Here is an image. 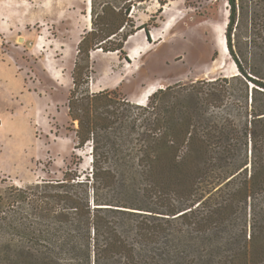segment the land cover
<instances>
[{"label":"trees","instance_id":"obj_1","mask_svg":"<svg viewBox=\"0 0 264 264\" xmlns=\"http://www.w3.org/2000/svg\"><path fill=\"white\" fill-rule=\"evenodd\" d=\"M168 1L90 0L67 101L90 171L5 189L0 264H264V0H224L235 75L156 89L144 104L88 89L91 53L128 61V40L149 39Z\"/></svg>","mask_w":264,"mask_h":264},{"label":"rangeland","instance_id":"obj_2","mask_svg":"<svg viewBox=\"0 0 264 264\" xmlns=\"http://www.w3.org/2000/svg\"><path fill=\"white\" fill-rule=\"evenodd\" d=\"M86 2L0 0V195L10 186L61 179L76 165L90 171L92 146L77 148V122L67 108L77 47L91 28ZM143 9L135 19L140 25L159 5ZM227 18L224 0H169L149 23L150 40L140 31L128 41V61L91 53L89 91L117 90L136 103L147 91L235 75L223 46Z\"/></svg>","mask_w":264,"mask_h":264},{"label":"bare ground","instance_id":"obj_3","mask_svg":"<svg viewBox=\"0 0 264 264\" xmlns=\"http://www.w3.org/2000/svg\"><path fill=\"white\" fill-rule=\"evenodd\" d=\"M86 5H87V11H88L87 22H88V27H89V26L91 25V22H90V5H91V2H90V0H87ZM166 27H168V25H166ZM224 43H225V42H223V46H224ZM225 47H226V46H224V51H225ZM145 48H146V46H145V47L142 49V51H140V52H138V51H133V52L131 53V57H132V59L135 58V57H137L141 52H143V51L145 50ZM99 51H100V50H97V52H99ZM150 94H151V91H147V92L143 95L142 98H140V99L137 100L138 104H144V103H145V100H146V97H148ZM90 162H91V160H90Z\"/></svg>","mask_w":264,"mask_h":264},{"label":"crops","instance_id":"obj_4","mask_svg":"<svg viewBox=\"0 0 264 264\" xmlns=\"http://www.w3.org/2000/svg\"><path fill=\"white\" fill-rule=\"evenodd\" d=\"M131 38H132V37H130V39H131ZM130 39H129V40H130ZM129 40H128V41H129ZM136 103H138V102H136Z\"/></svg>","mask_w":264,"mask_h":264},{"label":"water","instance_id":"obj_5","mask_svg":"<svg viewBox=\"0 0 264 264\" xmlns=\"http://www.w3.org/2000/svg\"><path fill=\"white\" fill-rule=\"evenodd\" d=\"M147 37V36H146ZM147 40H148V38H147ZM147 44H149V41H148V43Z\"/></svg>","mask_w":264,"mask_h":264}]
</instances>
